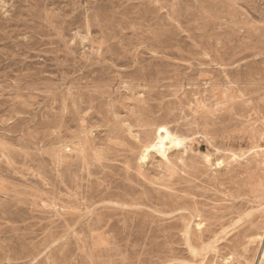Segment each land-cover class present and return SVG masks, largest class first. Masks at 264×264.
<instances>
[{
  "label": "rangeland",
  "instance_id": "obj_1",
  "mask_svg": "<svg viewBox=\"0 0 264 264\" xmlns=\"http://www.w3.org/2000/svg\"><path fill=\"white\" fill-rule=\"evenodd\" d=\"M212 1L0 0V193H2L0 194V264H49L48 262L50 264L57 262V264H82V262L83 264H99V261L100 264H134L135 260L137 261H135V264H224V260L228 259L229 255L233 259L230 264H233L232 262L234 264H264V160H262V157H264V0H261V2L260 0H240V2L238 0ZM230 2L233 6L229 5ZM211 5H215L217 8ZM26 6L29 10L25 8ZM228 8L231 9L229 10ZM57 10H59V14ZM65 12H68L69 15L68 13L65 15ZM97 17L98 21L100 20V25ZM227 18L230 19L228 20ZM208 20L211 22L209 21L208 23ZM225 22L226 24H224ZM12 24L14 27H12ZM97 27H100V29ZM71 33L74 35L71 36ZM24 35H26L25 38ZM27 37L29 38L27 39ZM225 52L227 54H224ZM92 54H94L93 57H91ZM121 54L124 57L120 56ZM125 57L128 59H125ZM75 61L78 66H76ZM44 76L47 77L45 78ZM139 80L140 82L138 83ZM262 80L263 82H261ZM46 81L51 82L47 83ZM143 82L147 83L148 86ZM29 83L31 84L30 87ZM92 87L95 91L92 90ZM82 89L85 90L83 91ZM86 90L87 93L85 92ZM75 92L78 93L76 94ZM19 93L20 95H18ZM22 94L23 96H21ZM107 96L109 97L107 98ZM71 98L75 100L73 101ZM249 98H252V100ZM246 100L250 101L246 102ZM72 102L73 105L71 104ZM11 108L14 110H11ZM65 108L69 109L66 111L64 110ZM52 113L54 114L52 115ZM116 116L118 117L116 118ZM179 119L181 120L179 121ZM187 119H189L190 122H188L190 124ZM259 120L262 121L260 122ZM100 124L101 127L99 126ZM160 124L165 125L171 133H176V136L184 139L188 150L184 152L180 148L181 150L179 149L178 151L175 149L169 151V155L174 162L169 167L161 165L160 157L152 152L142 165L139 162L141 149L153 139L155 128ZM89 125H92V127ZM195 125H197L198 129L195 128ZM83 127L86 128L84 129ZM131 128L133 131H131ZM71 132L73 136L70 134ZM89 135L92 136L90 137ZM74 137L76 140H73ZM37 138H40V140ZM23 140H25L26 144ZM131 142H135V145ZM34 145L39 146L36 147ZM69 145L77 149H79V146L84 147V150L82 153L73 152L70 150L72 147L70 148ZM58 146L59 148H56ZM106 146L109 148H106ZM91 147L95 149L93 150ZM100 147L102 149H98ZM64 149L66 150L64 151ZM48 150H51V152L48 153ZM215 151L216 153H214ZM97 154H99L98 157ZM203 154L211 155L210 164L207 165L205 163ZM55 157H58V159ZM113 158L116 160L114 161ZM178 158H181V160L179 159L178 161ZM195 158L198 159L195 160ZM62 160H64L63 163ZM109 161L114 164L111 163V165ZM215 162L220 164L216 165ZM247 162L248 164H246ZM8 166L11 167L9 168ZM112 167L113 170L111 169ZM144 172L148 174L145 175ZM71 182L72 184H70ZM133 187L136 188L134 189ZM115 190L117 193H115ZM102 192L105 194L103 195ZM112 193L114 194L112 195ZM121 193L123 194L121 195ZM141 194L142 196H140ZM129 199H132L133 202H130ZM82 203L86 204L83 206ZM76 204L81 205V207ZM127 204L130 205L127 206ZM161 204L163 205L161 206ZM143 212L145 215H143ZM121 214L123 215L120 216ZM70 217L72 218L70 219ZM92 217L98 221H94ZM87 219L90 220L88 221ZM182 219H184L183 222ZM92 221L95 223L90 224ZM149 222L152 224H148ZM86 223H89L90 227ZM253 223L255 224L253 225ZM196 224H200L199 229L195 227ZM138 225L140 228H138ZM187 226L190 232L187 230ZM163 231L165 232L163 233ZM248 235L249 237H247ZM45 238H48V240ZM249 238L256 241L251 244L248 242ZM186 240L189 243L185 242ZM88 243L89 245H87ZM205 244H211L213 248H216L214 250L200 251L201 245L205 246ZM245 245L246 247H244ZM255 245L259 247L257 248ZM72 248L75 249L72 250ZM188 248H193L192 250L196 253L192 252V250L188 251ZM233 248H236L234 249L235 251ZM89 252L90 254H88ZM259 252H261L260 255L263 254L262 258H260ZM251 253H255L253 257ZM193 255L195 256L193 257ZM62 261L63 263H61Z\"/></svg>",
  "mask_w": 264,
  "mask_h": 264
},
{
  "label": "bare ground",
  "instance_id": "obj_2",
  "mask_svg": "<svg viewBox=\"0 0 264 264\" xmlns=\"http://www.w3.org/2000/svg\"><path fill=\"white\" fill-rule=\"evenodd\" d=\"M28 1H29V0H28ZM76 1H77V0H76ZM79 1H80V0H79ZM154 1H155V0H154ZM213 1H214V0H213ZM213 1H212V2H213ZM215 1H216V0H215ZM228 1H229V0H228ZM228 1H227V2H228ZM243 1H244V0H243ZM257 1H258V0H257ZM55 2H57V1H55ZM61 2H62V1H61ZM68 2H69V1H68ZM68 2H67V3H68ZM238 2H240V0H238ZM241 2H242V1H241ZM246 2H247V1H246ZM250 2H251V1H250ZM252 2H253V1H252ZM260 2H261V0H260ZM9 3H10V2H9ZM24 3H26V2H24ZM38 3H39V2H38ZM51 3H52V2H51ZM58 3H60V2H58ZM67 3H66V4H67ZM82 3H83V2H82ZM175 3H176V2H175ZM215 3H216V2H215ZM222 3H223V2H222ZM244 3H245V2H244ZM253 3H255V2H253ZM11 4H12V2H11ZM46 4H47V3H46ZM54 4H55V3H54ZM61 4H62V3H61ZM88 4H90V3H88ZM91 4H92V3H91ZM176 4H177V3H176ZM225 4H226V3H225ZM4 5H5V4H4ZM9 5H10V4H9ZM9 5H8V6H9ZM33 5H34V3H33ZM39 5H41V4H39ZM67 5H68V4H67ZM73 5H74V4H73ZM174 5H175V4H174ZM229 5H231V2L229 3ZM229 5H228V7H229ZM236 5H237V4H236ZM251 5H252V4H251ZM253 5H254V4H253ZM5 6H6V5H5ZM48 6H49V5H48ZM60 6H61V5H60ZM64 6H66V5H64ZM179 6H180V5H179ZM198 6H199V5H198ZM211 6H215V5H211ZM217 6H218V5H217ZM221 6H223V5H221ZM231 6H233V5H231ZM259 6H261V5H259ZM46 7H47V6H46ZM55 7H56V5H55ZM83 7H84V6H83ZM95 7H96V6H95ZM181 7H182V6H181ZM215 7H216V6H215ZM218 7H219V6H218ZM250 7H252V6H250ZM254 7H255V5H254ZM254 7H253V8H254ZM9 8H10V7H9ZM25 8H27V6H26ZM29 8H30V7H29ZM31 8H32V7H31ZM51 8H52V6H51ZM68 8H69V7H68ZM179 8H180V7H179ZM216 8H217V7H216ZM231 8H232V7H231ZM231 8H230V9H231ZM253 8H252V9H253ZM261 8H262V7H261ZM27 9H28V8H27ZM34 9H35V8H34ZM37 9H38V8H37ZM40 9H41V8H40ZM60 9H61V8H60ZM181 9H182V8H181ZM198 9H199V7H198ZM198 9H197V10H198ZM200 9H201V8H200ZM228 9H229V8H228ZM230 9H229V10H230ZM7 10H8V9H7ZM28 10H29V9H28ZM208 10H209V9H208ZM223 10H224V8H223ZM232 10H233V8H232ZM250 10H251V9H250ZM253 10H254V9H253ZM0 11H1V10H0ZM4 11H5V10H4ZM4 11H3V12H4ZM52 11H53V10H52ZM58 11H59V10H57V13H58ZM190 11H191V10H190ZM194 11H195V10H194ZM199 11H200V10H199ZM218 11H219V10H218ZM28 12H29V11H28ZM36 12H37V11H36ZM46 12H47V11H46ZM48 12H49V11H48ZM61 12H62V11H61ZM99 12H100V11H99ZM229 12H230V11H229ZM229 12H228V13H229ZM233 12H234V11H233ZM233 12H232V13H233ZM252 12H253V11H252ZM4 13H5V12H4ZM49 13H50V12H49ZM62 13H63V12H62ZM65 13H66V12H65ZM67 13H68V12H67ZM67 13H66L65 15H67ZM89 13H90V12H89ZM93 13H94V12H93ZM97 13H98V12H97ZM172 13H173V12H172ZM197 13H199V12H197ZM209 13H210V11H209ZM219 13H220V12H219ZM51 14H52V13H51ZM58 14H59V13H58ZM83 14H84V13H83ZM86 14H87V13H86ZM95 14H96V13H95ZM100 14H101V13H100ZM215 14H216V13H215ZM215 14H213V15H215ZM221 14H222V13H221ZM223 14H224V12H223ZM243 14H244V13H243ZM246 14H247V13H246ZM263 14H264V13H263ZM6 15H7V14H6ZM33 15H35V14H33ZM68 15H69V13H68ZM96 15H97V14H96ZM98 15H99V14H98ZM102 15H103V14H102ZM204 15H205V14H204ZM211 15H212V14H211ZM231 15H232V14H231ZM235 15H236V14H235ZM238 15H239V14H238ZM258 15H259V14H258ZM260 15H261V14H260ZM15 16H16V14H15ZM30 16H31V15H30ZM58 16H59V15H58ZM61 16H62V15H61ZM99 16H100V15H99ZM103 16H104V15H103ZM219 16H220V15H219ZM236 16H237V15H236ZM239 16H240V15H239ZM251 16H252V15H251ZM255 16H257V15H255ZM13 17H14V16H13ZM13 17H12V18H13ZM86 17H87V16H86ZM95 17H96V16H95ZM104 17H105V16H104ZM106 17H107V16H106ZM213 17H214V16H213ZM216 17H217V16H216ZM226 17H227V16H226ZM228 17H229V16H228ZM232 17H233V15H232ZM259 17H260V16H259ZM46 18H47V17H46ZM49 18H51V17H49ZM49 18H48V19H49ZM52 18H53V17H52ZM68 18H69V17H68ZM76 18H77V17H76ZM90 18H91V17H90ZM236 18H237V17H236ZM243 18H244V17H243ZM243 18H242V19H243ZM6 19H7V18H6ZM23 19H24V18H23ZM71 19H72V18H71ZM108 19H109V18H108ZM173 19H174V18H173ZM208 19H209V18H208ZM224 19H225V18H224ZM224 19H223V20H224ZM227 19H228V18H227ZM227 19H226V20H227ZM229 19H230V18H229ZM229 19H228V20H229ZM244 19H245V18H244ZM256 19H257V18H256ZM256 19H254V20H256ZM3 20H4V19H3ZM29 20H30V19H29ZM35 20H36V19H35ZM50 20H52V19H50ZM74 20H75V19H74ZM86 20H88V19H86ZM176 20H177V19H176ZM232 20H233V19H232ZM232 20H231V21H232ZM245 20H246V19H245ZM251 20H252V19H251ZM261 20H263V19H261ZM8 21H9V19H8ZM20 21H21V19H20ZM24 21H25V20H24ZM30 21H31V20H30ZM65 21H66V20H65ZM68 21H69V20H68ZM97 21H98V17H97ZM172 21H173V20H172ZM209 21H210V20H208V23H209ZM224 21H225V20H224ZM242 21H243V20H242ZM242 21H241V22H242ZM3 22H4V21H3ZM66 22H67V21H66ZM98 22H99V25H100V24H101V23H100V20H99ZM210 22H211V21H210ZM236 22H238V21H236ZM246 22H248V21L246 20ZM256 22H257V21H256ZM17 23H18V22H17ZM27 23H28V22H27ZM40 23H41V22H40ZM47 23H48V22H47ZM49 23H50V22H49ZM74 23H75V22H74ZM74 23H73V25H74ZM85 23H86V21H85ZM104 23H105V22H104ZM104 23H103V24H104ZM107 23H108V22H107ZM215 23H216V22H215ZM222 23H223V21H222ZM227 23H228V22H227ZM249 23H250V22H249ZM257 23H258V22H257ZM21 24H22V23H21ZM23 24H24V22H23ZM28 24H29V23H28ZM63 24H64V23H63ZM82 24H83V23H82ZM97 24H98V23H97ZM224 24H226V22H225ZM3 25H4V24H3ZM5 25H7V24H5ZM30 25H31V24H30ZM71 25H72V24H71ZM99 25H98V26H99ZM22 26H23V25H22ZM61 26H62V25H61ZM66 26H67V25H66ZM105 26H106V25H105ZM109 26H110V23H109ZM131 26H132V25H131ZM258 26H259V25H258ZM1 27H2V26H1ZM6 27H7V26H6ZM12 27H14L13 24H12ZM23 27H24V26H23ZM23 27H21V28H23ZM25 27H26V26H25ZM67 27H68V26H67ZM69 27H70V26H69ZM86 27H87V26H86ZM218 27H219V26H218ZM226 27H227V26H226ZM237 27H238V26H237ZM262 27H263V26H262ZM3 28H4V27H3ZM3 28H2V29H3ZM16 28H17V27H16ZM35 28H36V26H35ZM97 28L100 29V27H97ZM210 28H211V27H210ZM214 28H215V27H214ZM221 28H222V27H221ZM8 29H9V28H8ZM18 29H19V28H18ZM29 29H30V27H29ZM39 29H40V28H39ZM58 29H59V28H58ZM102 29H103V27H102ZM107 29H108V28H107ZM227 29H228V28H227ZM234 29H235V28H234ZM247 29H248V28H247ZM4 30H5V29H4ZM4 30H3V31H4ZM16 30H17V29H16ZM23 30H24V29H23ZM42 30H43V29H42ZM71 30H72V29H71ZM206 30H207V29H206ZM206 30H205V31H206ZM224 30H226V28H224ZM230 30H231V29H230ZM18 31H19V30H18ZM26 31H27V29H26ZM46 31H47V30H46ZM104 31H105V30H104ZM254 31H255V30H254ZM68 32H69V31H68ZM88 32H89V31H88ZM101 32H102V31H101ZM111 32H112V31H111ZM219 32H220V30H219ZM226 32H227V31H226ZM229 32H230V31H229ZM242 32H243V31H242ZM256 32H257V29H256ZM63 33H64V30H63ZM112 33H113V32H112ZM168 33H169V32H168ZM208 33H209V32H208ZM212 33H213V32H212ZM238 33H239V32H238ZM247 33H248V32H247ZM254 33H255V32H254ZM35 34H37V33H35ZM60 34H61V32H60ZM71 34H72V33H71ZM71 34H70V35H71ZM86 34H87V33H86ZM88 34H89V33H88ZM163 34H164V33H163ZM201 34H202V32H201ZM206 34H207V32H206ZM221 34H222V32H221ZM236 34H237V33H236ZM242 34H243V33H242ZM70 35H69V36H70ZM73 35H74V34H72L71 36H73ZM76 35H77V34H76ZM78 35H79V34H78ZM167 35H168V34H167ZM219 35H220V34H219ZM226 35H227V34H226ZM238 35H239V34H238ZM261 35H262V34H261ZM33 36H35V35H33ZM37 36H38V35H37ZM109 36H110V35H109ZM111 36H112V35H111ZM162 36H163V35H162ZM165 36H166V35H165ZM201 36H202V35H201ZM205 36H206V35H205ZM220 36H221V35H220ZM242 36H243V35H242ZM248 36H249V35H248ZM253 36H254V35H253ZM263 36H264V34H263ZM25 37H26V35H24V38H25ZM58 37H59V36H58ZM103 37H105V36H103ZM106 37H107V36H106ZM106 37H105V38H106ZM120 37H121V36H120ZM178 37H179V36H178ZM217 37H218V36H217ZM255 37H256V36H255ZM28 38H29V37H27V39H28ZM40 38H41V37H40ZM42 38H43V37H42ZM70 38H71V37H70ZM114 38H115V37H114ZM172 38H173V37H172ZM200 38H201V37H200ZM204 38H205V37H204ZM239 38H240V37H239ZM243 38H244V37H243ZM261 38H262V36H261ZM65 39H66V37H65ZM71 39H72V38H71ZM83 39H84V38H83ZM83 39H82V40H83ZM110 39H111V37H110ZM117 39H118V38H117ZM207 39H208V38H207ZM225 39H226V38H225ZM37 40H38V39H37ZM61 40H62V39H61ZM63 40H64V38H63ZM248 40H249V39H248ZM30 41H31V40H30ZM33 41H34V40H33ZM35 41H36V40H35ZM39 41H40V40H39ZM71 41H73V40H71ZM71 41H70V43H71ZM120 41H121V40H120ZM208 41H209V40H208ZM218 41H219V40H218ZM245 41H246V40H245ZM259 41H260V38H259ZM259 41H258V42H259ZM45 42H46V41H45ZM52 42H53V41H52ZM68 42H69V41H68ZM81 42H82V41H81ZM122 42H123V41H122ZM170 42H171V41H170ZM34 43H35V42H34ZM47 43H48V40H47ZM86 43H87V42H86ZM92 43H94V42H92ZM174 43H175V42H174ZM212 43H213V42H212ZM21 44H22V42H21ZM21 44H20V45H21ZM40 44H41V43H40ZM76 44H77V43H76ZM178 44H179V42H178ZM215 44H216V43H215ZM228 44H229V43H228ZM247 44H249V43H247ZM45 45H46V44H45ZM108 45H109V43H108ZM112 45H113V44H112ZM125 45H126V44H125ZM209 45H210V44H209ZM225 45H226V43H225ZM250 45H251V44H250ZM257 45H258V44H257ZM17 46H19V45H17ZM38 46H39V45H38ZM67 46H68V44H67ZM197 46H198V45H197ZM202 46H204V45H202ZM216 46H217V45H216ZM252 46H253V45H252ZM56 47H57V46H56ZM104 47H105V46H104ZM108 47H110V46H108ZM113 47H114V46H113ZM117 47H118V46H117ZM126 47H127V45H126ZM205 47H206V46H205ZM219 47H220V46H219ZM261 47H262V46H261ZM35 48H36V47H35ZM62 48H63V47H62ZM64 48H65V47H64ZM84 48H85V47H84ZM98 48H99V47H98ZM193 48H194V46H193ZM202 48H203V47H202ZM223 48H224V47H223ZM227 48H228V47H227ZM233 48H234V47H233ZM249 48H250V47H249ZM44 49H46V48H44ZM71 49H72V48H71ZM74 49H75V48H74ZM117 49H118V48H117ZM213 49H214V48H213ZM231 49H232V48H231ZM261 49H262V48H261ZM72 50H73V49H72ZM90 50H91V49H90ZM108 50H109V49H108ZM203 50H204V48H203ZM220 50H221V48H220ZM257 50H258V49H257ZM259 50H260V49H259ZM27 51H28V50H27ZM55 51H58V50H55ZM68 51H69V50H68ZM75 51H76V50H75ZM115 51H116V50H115ZM115 51H114V52H115ZM125 51H126V49H125ZM217 51H218V50H217ZM94 52H95V51H94ZM108 52H109V51H108ZM119 52H120V51H119ZM204 52H206V51H204ZM207 52H208V51H207ZM233 52H235V51H233ZM236 52H237V51H236ZM263 52H264V51H263ZM99 53H100V52H99ZM116 53H117V51H116ZM121 53H122V52H121ZM218 53H219V52H218ZM220 53H221V52H220ZM80 54H81V53H80ZM87 54H88V53H87ZM90 54H91V53H90ZM96 54H97V53H96ZM108 54H109V53H108ZM112 54H113V53H112ZM180 54H181V53H180ZM198 54H199V53H198ZM198 54H197V55H198ZM203 54H205V53H203ZM215 54L217 55L216 52H215ZM224 54H227V52H225ZM228 54H230V53H228ZM100 55H101V54H100ZM116 55H117V54H116ZM116 55H115V56H116ZM199 55H200V54H199ZM201 55H202V54H201ZM207 55H208V54H207ZM74 56H75V55H74ZM89 56H90V55H89ZM93 56H94V54H92L91 57H93ZM112 56H114V55H112ZM115 56H114V57H115ZM118 56H119V55H118ZM120 56H122V54H121ZM204 56H205V55H204ZM208 56H209V55H208ZM220 56H221V55H220ZM232 56H233V55H232ZM53 57H54V56H53ZM101 57H102V56H101ZM110 57H111V56H110ZM122 57H124V56H122ZM213 57H214V56H213ZM104 58H105V57H104ZM230 58H231V57H230ZM68 59H70V58H68ZM68 59H67V60H68ZM97 59H98V58H97ZM99 59H100V58H99ZM125 59H128V58L125 57ZM225 59H226V58H225ZM87 60H88V59H87ZM135 60H136V59H135ZM226 60H227V59H226ZM211 61H212V60H211ZM41 62H42V61H41ZM59 62H60V61H59ZM81 62H82V61H81ZM83 62H84V61H83ZM85 62H86V61H85ZM88 62H89V61H88ZM98 62H99V61H98ZM135 62H136V61H135ZM213 62H214V61H213ZM55 63H56V62H55ZM94 63H95V62H94ZM96 63H97V62H96ZM35 64H36V63H35ZM37 64H38V62H37ZM75 64H76V61H75ZM86 64H87V63H86ZM86 64H85V65H86ZM90 64H91V63H90ZM50 66H51V65H50ZM68 66H69V65H68ZM76 66H78V64H76ZM86 66H87V65H86ZM86 66H84V67H86ZM140 66H141V65H140ZM39 67H40V66H39ZM45 67H46V66H45ZM71 67H72V66H71ZM126 67H127V66H126ZM142 67H143V66H142ZM40 68H42V67H40ZM43 68H44V67H43ZM73 68H75V67H73ZM76 69H77V68H76ZM139 69H140V68H139ZM37 70H38V69H37ZM39 70H40V69H39ZM64 70H65V69H64ZM140 70H141V69H140ZM142 71H144V70H142ZM175 71H176V70H175ZM52 72H53V71H52ZM80 72H81V71H80ZM142 73H143V72H142ZM31 74H32V73H31ZM33 74H34V73H33ZM137 74H139V73L137 72ZM143 74H144V73H143ZM78 75H79V74H78ZM99 75H100V74H99ZM148 75H149V74H148ZM155 75H156V74H155ZM158 75H159V74H158ZM161 75H162V74H161ZM23 76H24V74H23ZM36 76H37V75H36ZM80 76H81V75H80ZM135 76H136V75H135ZM173 76H174V75H173ZM179 76H180V75H179ZM179 76H178V77H179ZM21 77H22V76H21ZM42 77H43V76H42ZM44 77H45V76H44ZM46 77H47V76H46ZM46 77H45V78H46ZM77 77H78V76H77ZM97 77H98V75H97ZM145 77H146V76H145ZM157 77H158V76H157ZM22 78H23V77H22ZM26 78H27V77H26ZM28 78H29V77H28ZM52 78H53V77H52ZM71 78H72V77H71ZM84 78H85V77H84ZM84 78H83V79H84ZM120 78H121V77H120ZM126 78H127V77H126ZM131 78H132V77H131ZM137 78H138V77H137ZM141 78H142V76H141ZM155 78H156V77H155ZM227 78H228V77H227ZM255 78H257V77H255ZM20 79H21V78H20ZM35 79H36V78H35ZM38 79H39V78H38ZM38 79H37V80H38ZM102 79H104V78H102ZM25 80H26V79H25ZM64 80H65V79H64ZM68 80H69V79H68ZM78 80H79V79H78ZM85 80H86V79H85ZM85 80H84V81H85ZM131 80H132V79H131ZM141 80H142V79H141ZM174 80H175V78H174ZM17 81H18V80H17ZM31 81H32V80H31ZM47 81H48V80H47ZM47 81H46V82H47ZM99 81H100V80H99ZM155 81H156V80H155ZM155 81H154V82H155ZM177 81H178V80H177ZM227 81H228V80H227ZM230 81H232V80H230ZM259 81H260V80H259ZM22 82H23V80H22ZM39 82H43V81H39ZM49 82H51V81H49ZM49 82H47V83H49ZM56 82H57V81H56ZM56 82H55V83H56ZM62 82H63V81H62ZM78 82H79V81H78ZM86 82H88V81H86ZM139 82H140V80L138 81V83H139ZM256 82H257V80H256ZM261 82H263V80H262ZM18 83H19V82H18ZM35 83H37V82L35 81ZM44 83H45V82H44ZM72 83H73V82H72ZM72 83H71V84H72ZM90 83H91V82H90ZM95 83H96V82H95ZM110 83H111V82H110ZM131 83H132V82H131ZM131 83H130V84H131ZM143 83H144V82H143ZM160 83H161V82H160ZM232 83H233V81H232ZM237 83H238V82H237ZM23 84H24V83H23ZM45 84H46V83H45ZM50 84H51V83H50ZM62 84H63V83H62ZM69 84H70V83H69ZM84 84H85V83H84ZM84 84H83V85H84ZM91 84H92V83H91ZM98 84H99V83H98ZM135 84H136V83H135ZM144 84H146V86H148L147 83H144ZM157 84H158V82H157ZM228 84H229V83H228ZM254 84H255V83H254ZM30 85H31V84L29 83V87H30ZM46 85H47V84H46ZM73 85H74V84H73ZM85 85H86V84H85ZM85 85H84V86H85ZM96 85H97V84H96ZM111 85H112V83H111ZM149 85H151V84H149ZM158 85H159V84H158ZM230 85H231V82H230ZM255 85H257V84H255ZM25 86H27V85H25ZM39 86H40V85H39ZM43 86H44V85H43ZM61 86H63V85H61ZM76 86H77V85H76ZM76 86H75V87H76ZM93 86H95V85H93ZM99 86H100V85H99ZM105 86H106V84H105ZM136 86H137V85H136ZM142 86H143V85H142ZM152 86H153V85H152ZM155 86H156V85H155ZM8 87H9V86H8ZM35 87H36V86H35ZM51 87H52V86H51ZM78 87H79V85H78ZM116 87H117V86H116ZM118 87H119V85H118ZM123 87H124V86H123ZM134 87H135V86H134ZM144 87H145V86H144ZM17 88H18V87H17ZM20 88H21V87H20ZM73 88H74V87H73ZM84 88H85V87H84ZM108 88H109V87H108ZM128 88H129V87H128ZM128 88H127V89H128ZM130 88H131V87H130ZM162 88H163V87H162ZM15 89H16V87H15ZM35 89H36V88H35ZM45 89H46V87H45ZM54 89H55V88H54ZM64 89H65V88H64ZM69 89H70V87H69ZM80 89H81V88H80ZM100 89H101V88H100ZM106 89H107V88H106ZM112 89H113V88H112ZM144 89H145V88H144ZM144 89H143V90H144ZM159 89H160V88H159ZM9 90H10V89H9ZM18 90H19V88H18ZM73 90H74V89H73ZM82 90H83V89H82ZM82 90H81V91H82ZM84 90H85V89H84ZM84 90H83V91H84ZM87 90H89V89H87ZM87 90L85 91L86 93H87ZM92 90H94L93 87H92ZM140 90H141V89H140ZM152 90H153V89H152ZM5 91H6V90H5ZM70 91H71V90H70ZM76 91H77V90H76ZM94 91H95V90H94ZM16 92H17V91H16ZM18 92H19V91H18ZM41 92H42V91H41ZM47 92H48V91H47ZM97 92H98V91H97ZM115 92H116V91H115ZM132 92H134V91L132 90ZM136 92H137V90H136ZM148 92H149V91H148ZM157 92H158V91H157ZM239 92H240V91H239ZM14 93H15V92H14ZM68 93H69V92H68ZM75 93H76V92H75ZM77 93H78V92H77ZM77 93H76V94H77ZM101 93H102V91H101ZM110 93H111V92H110ZM123 93H124V91H123ZM151 93H152V92H151ZM41 94H42V93H41ZM43 94H44V93H43ZM61 94H62V93H61ZM61 94H59V95H61ZM79 94H80V93H79ZM95 94H96V93H95ZM106 94H107V93H106ZM116 94H117V92H116ZM124 94H125V93H124ZM126 94H127V93H126ZM130 94H131V93H130ZM148 94H150V93H148ZM14 95H15V94H14ZM18 95H20V93H19ZM80 95H81V94H80ZM91 95H92V94H91ZM108 95H109V94H108ZM110 95H111V94H110ZM114 95H115V94H114ZM21 96H23V94H22ZM101 96H102V95H101ZM116 96H117V95H116ZM119 96H120V95H119ZM131 96H132V95H131ZM146 96H147V95H146ZM36 97H37V96H36ZM41 97H42V96H41ZM44 97H45V96H44ZM52 97H53V96H52ZM90 97H91V96H90ZM108 97H109V96H107V98H108ZM163 97H164V96H163ZM237 97H238V96H237ZM69 98H70V97H69ZM92 98H93V96H92ZM129 98H130V97H129ZM131 98H132V97H131ZM134 98H135V97H134ZM238 98H239V97H238ZM17 99H18V98H17ZM49 99H51V98H49ZM71 99L73 100V98H71ZM82 99H83V98H82ZM82 99H81V100H82ZM94 99H95V98H94ZM101 99H102V98H101ZM112 99H113V98H112ZM179 99H180V98H179ZM179 99H178V100H179ZM239 99H240V98H239ZM249 99L252 100V98H249ZM34 100H35V99H34ZM53 100H55V99H53ZM57 100H58V99H57ZM72 100H71V101H72ZM74 100H75V99H74ZM74 100H73V101H74ZM89 100H90V98H89ZM91 100H92V99H91ZM117 100H118V99H117ZM152 100H154V99H152ZM244 100H245V99H244ZM16 101H17V100H16ZM20 101H21V99H20ZM32 101H33V100H32ZM51 101H52V100H51ZM67 101H69V100H67ZM71 101H70V102H71ZM96 101H97V100H96ZM101 101H102V100H101ZM103 101H104V100H103ZM110 101H111V100H110ZM124 101H126V100H124ZM137 101H138V100H137ZM150 101H151V99H150ZM172 101H173V100H172ZM237 101H238V100H237ZM248 101H250V100H248ZM248 101L246 100V102H248ZM56 102H57V101H56ZM70 102H69V103H70ZM91 102H92V101H91ZM99 102H100V101H99ZM139 102H140V101H139ZM142 102H143V101H142ZM157 102H158V101H157ZM157 102H156V103H157ZM159 102H160V101H159ZM165 102H166V101H165ZM20 103H21V102H20ZM23 103H24V101H23ZM63 103H64V102H63ZM63 103H62V104H63ZM67 103H68V102H67ZM89 103H90V102H89ZM252 103H253V102H252ZM15 104H16V103H15ZM53 104H54V103H53ZM55 104H56V103H55ZM71 104L73 105V102H72ZM78 104H79V103H78ZM116 104H117V102H116ZM123 104H124V102H123ZM125 104H126V103H125ZM128 104H130V103H128ZM135 104H136V103H135ZM139 104H140V103H139ZM154 104H155V103H154ZM160 104H161V103H160ZM160 104H159V105H160ZM50 105H51V104H50ZM100 105H101V104H100ZM103 105H104V104H103ZM159 105H158V106H159ZM177 105H178V104H177ZM249 105H250V104H249ZM13 106H15V105H13ZM31 106H32V105H31ZM54 106H55V105H54ZM54 106H53V107H54ZM82 106H83V105H82ZM113 106H114V105H113ZM121 106H123V105H121ZM149 106H150V105H149ZM164 106H165V105H164ZM169 106H170V105H169ZM169 106H168V107H169ZM247 106H248V105H247ZM61 107H62V106H61ZM64 107H66V106L64 105ZM79 107H80V106H79ZM88 107H89V106H88ZM91 107H92V106H91ZM91 107H90V108H91ZM111 107H112V106H111ZM125 107H126V106H125ZM139 107H140V106H139ZM165 107H166V106H165ZM173 107H176V106H173ZM243 107H245V106H243ZM12 108H14V107H12ZM12 108H11V110H14V109H12ZM75 108H76V107H75ZM93 108H94V107H93ZM131 108H132V107H131ZM140 108H142V107H140ZM140 108H138V109H140ZM161 108H162V107H161ZM166 108H167V107H166ZM177 108H178V107H177ZM207 108H208V107H207ZM263 108H264V107H263ZM25 109H26V108H25ZM51 109H52V108H51ZM67 109H69V108H67ZM67 109L65 108L64 110L67 111ZM94 109H95V108H94ZM94 109H93V110H94ZM98 109H99V108H98ZM132 109H133V108H132ZM151 109H152V108H151ZM173 109H174V108H173ZM27 110H29V109L27 108ZM62 110H63V109H62ZM71 110H72V109H71ZM112 110H113V109H112ZM114 110H115V109H114ZM127 110H128V109H127ZM140 110H141V109H140ZM163 110H164V109H163ZM251 110H252V108H251ZM258 110H259V109H258ZM52 111H53V110H52ZM52 111H51V112H52ZM94 111H95V110H94ZM107 111H108V110H107ZM107 111H106V112H107ZM152 111H153V110H152ZM166 111H167V110H166ZM169 111H170V109H169ZM259 111H261V110H259ZM259 111H258V112H259ZM11 112H12V111H11ZM15 112H16V111H15ZM48 112H49V110H48ZM64 112H65V111H64ZM98 112H99V111H98ZM117 112H118V111H117ZM164 112H165V111H164ZM174 112H175V111H174ZM212 112H213V111H212ZM230 112H231V111H230ZM20 113H21V112H20ZM54 113H55V112H54ZM54 113H52V115H53ZM65 113H66V112H65ZM78 113H79V112H78ZM104 113H105V112H104ZM118 113H119V112H118ZM122 113H123V112H122ZM152 113H153V112H152ZM159 113H160V112H159ZM254 113H255V112H254ZM260 113H261V112H260ZM17 114H19V113H17ZM17 114H16V115H17ZM67 114H68V113H67ZM76 114H77V113H76ZM107 114H108V113H107ZM128 114H129V113H128ZM134 114H135V113H134ZM138 114H139V113H138ZM145 114H146V113H145ZM161 114H162V113H161ZM161 114H160V115H161ZM184 114H185V113H184ZM230 114H231V113H230ZM230 114H229V115H230ZM247 114H248V113H247ZM258 114H259V113H258ZM13 115H14V114H13ZM55 115H56V114H55ZM64 115H66V114H64ZM111 115H112V114H111ZM154 115H155V114H154ZM167 115H168V114H167ZM229 115H228V116H229ZM243 115H244V114H243ZM245 115H246V114H245ZM45 116H46V115H45ZM49 116H51V115H49ZM49 116H48V117H49ZM57 116H58V115H57ZM80 116H81V115H80ZM91 116H93V115H91ZM99 116H100V112H99ZM120 116H121V115H120ZM130 116H131V115H130ZM207 116H208V115H207ZM251 116H252V115H251ZM251 116H250V117H251ZM16 117H17V116H16ZM54 117H55V116H54ZM62 117H63V116H62ZM68 117H69V116H68ZM70 117H71V116H70ZM113 117H114V116H113ZM117 117H118V116H116V118H117ZM145 117H147V116L145 115ZM150 117H151V116H150ZM181 117H182V116H181ZM188 117H189V116H188ZM188 117H187V118H188ZM220 117H221V116H220ZM10 118H11V117H10ZM41 118H42V117H41ZM55 118H56V117H55ZM101 118H102V117H101ZM107 118H108V117H107ZM107 118H106V119H107ZM116 118H115V119H116ZM205 118H206V117H205ZM253 118H254V117H253ZM253 118H252V119H253ZM262 118H263V117H262ZM11 119H13V118H11ZM11 119H10V120H11ZM60 119H61V118H60ZM60 119H59V120H60ZM64 119H65V118H64ZM79 119H80V118H79ZM102 119H104V118H102ZM115 119H114V120H115ZM128 119H129V118H128ZM130 119H131V118H130ZM146 119H148V118H146ZM153 119H154V118H153ZM183 119H184V118H183ZM208 119H209V118H208ZM228 119H229V118H228ZM230 119H231V118H230ZM46 120H47V119H46ZM80 120H81V119H80ZM86 120H87V119H86ZM88 120H89V117H88ZM108 120H109V118H108ZM116 120H117V119H116ZM151 120H152V119H151ZM160 120H161V119H160ZM180 120H181V119H179V121H180ZM184 120H185V119H184ZM196 120H197V118H196ZM216 120H217V119H216ZM244 120H245V119H244ZM27 121H28V120H27ZM43 121H45V120H43ZM55 121H56V120H55ZM57 121H58V120H57ZM66 121H67V120H66ZM72 121H73V120H72ZM119 121H120V120H119ZM126 121H127V119H126ZM155 121H156V119H155ZM167 121H168V120H167ZM167 121H166V122H167ZM173 121H174V120H173ZM188 121H189V119H187V122H188ZM194 121H195V120H194ZM194 121H193V122H194ZM220 121H221V120H220ZM250 121H251V120H250ZM259 121H260V120H259ZM261 121H262V120H261ZM261 121H260V122H261ZM24 122H25V121H24ZM39 122H40V120H39ZM106 122H108V121L106 120ZM156 122H157V121H156ZM163 122H164V121H163ZM187 122H185V123H187ZM189 122H190V121H189ZM189 122H188V123H189ZM198 122H199V121H198ZM216 122H217V121H216ZM229 122H230V121H229ZM18 123H19V122H18ZM21 123H22V122H21ZM42 123H43V122H42ZM42 123H41V124H42ZM44 123H45V122H44ZM51 123H52V121H51ZM60 123H61V122H60ZM63 123H64V122H63ZM69 123H71V122H69ZM73 123H74V122H73ZM90 123H91V122H90ZM110 123H111V122H110ZM115 123H116V122H115ZM128 123H129V122H128ZM133 123H134V122H133ZM144 123H145V122H144ZM191 123H192V122H191ZM210 123H211V122H210ZM19 124H20V123H19ZM49 124H50V123H49ZM79 124H80V123H79ZM101 124H102V123H101ZM101 124L99 125L100 127H101ZM107 124H108V123H107ZM139 124H140V123H139ZM139 124H138V125H139ZM141 124H142V123H141ZM154 124H155V122H154ZM163 124H164V123H163ZM163 124H160V125H158V126L155 128V133H154V137H153V139H152L147 145H145V146L143 147V149H141L142 151L140 150L141 153H140V155H139V162H140L141 164L144 163L145 160L148 159V156L151 155L150 153L152 152V153H154V155L156 154L157 156L160 157V164H161V165L166 166V167H169V166L172 165V163H174V162L172 161V158H171L170 155H169V151H171L172 149H175V150L178 151L180 148H182L184 152H186V150H188V149H186V146H187V145H186L185 140L182 139V138H180V137H178V136H176V135H175L176 133H175V134L171 133L170 130H169L165 125H163ZM173 124H174V123H173ZM189 124H190V123H189ZM216 124H217V123H216ZM220 124H221V123H220ZM44 125H46V124H44ZM50 125H51V124H50ZM50 125H49V126H50ZM84 125H85V124H84ZM126 125H128V124H126ZM142 125H143V124H142ZM144 125H146V124H144ZM177 125H178V124H177ZM180 125H181V124H180ZM211 125H212V124H211ZM211 125H210V126H211ZM214 125H215V124H214ZM12 126H13V125H12ZM25 126H26V125H25ZM89 126H90V125H89ZM105 126H106V125H105ZM112 126L115 127L114 125H112ZM122 126H123V125H122ZM173 126H174V125H173ZM183 126H184V125H183ZM185 126H187V125H185ZM195 126H196L195 128H197V125H195ZM199 126H200V124H199ZM20 127H21V126H20ZM23 127H24V126H23ZM26 127H27V126H26ZM47 127H48V126H47ZM59 127H60V126H59ZM65 127H66V125H65ZM70 127H71V126H70ZM77 127H78V126H77ZM77 127H76V128H77ZM79 127H80V126H79ZM90 127H92V125H91ZM123 127H124V126H123ZM127 127H128V126H127ZM132 127H133V126H132ZM145 127H146V126H145ZM201 127H202V126H201ZM17 128H18V127H17ZM28 128H29V127H28ZM83 128H84V127H83ZM85 128H86V127H85ZM85 128H84V129H85ZM104 128H105V127H104ZM104 128H103V129H104ZM134 128H135V126H134ZM141 128H142V127H141ZM173 128H174V127H173ZM18 129H19V128H18ZM92 129H93V128H92ZM99 129H100V128H99ZM131 129H132V128H131ZM144 129H145V128H144ZM150 129H151V128H150ZM150 129H149V130H150ZM197 129H198V128H197ZM255 129H256V127H255ZM23 130H24V129H23ZM23 130H22V131H23ZM74 130H75V129H74ZM105 130H106V129H105ZM120 130H121V129H120ZM125 130H126V129H125ZM28 131H29V130H28ZM68 131H69V129H68ZM71 131H72V130H71ZM131 131H133V129H132ZM131 131H130V133H131ZM144 131H145V130H144ZM176 131H177V130H176ZM195 131H196V130H195ZM55 132H56V131H55ZM72 132H73V131H72ZM72 132H71L70 134H72V136H73V133H72ZM85 132H87V131L85 130ZM85 132L83 131V133H85ZM88 132H89V131H88ZM114 132H115V131H114ZM145 132H147V131H145ZM193 132H194V131H193ZM56 133H57V132H56ZM95 133H96V131H95ZM99 133H101V132H99ZM124 133H125V131H124ZM124 133H123V135H124ZM185 133H186V132H185ZM194 133H195V132H194ZM201 133H202V132H201ZM210 133H211V132H210ZM210 133H209V134H210ZM47 134H48V133H47ZM60 134H61V133H60ZM64 134H65V133H64ZM64 134H62V135H64ZM149 134H150V133H149ZM259 134H260V133H259ZM27 135H28V134H27ZM50 135H52V134H50ZM80 135H81V133H80ZM103 135H104V134H103ZM131 135H132V134H131ZM146 135H147V134H146ZM151 135H152V134H151ZM151 135H149V136H151ZM257 135H258V134H257ZM44 136H45V135H44ZM65 136H66V135H65ZM89 136L91 137L92 135H89ZM107 136H108V135H107ZM140 136H141V135H140ZM208 136H210V135H208ZM260 136H261V135H260ZM9 137H10V136H9ZM38 137H39V135H38ZM42 137H43V136H42ZM53 137H54V135H53ZM63 137H64V136H63ZM66 137H67V136H66ZM100 137H101V136H100ZM103 137H104V136H103ZM118 137H119V136H118ZM147 137H148V136H147ZM2 138H3V137H2ZM24 138H25V137H24ZM76 138H77V137H76ZM80 138H81V137H80ZM80 138H79V139H80ZM93 138H94V136H93ZM144 138H145V137H144ZM149 138H150V137H149ZM206 138H207V137H206ZM259 138H260V137H259ZM6 139H7V138H6ZM6 139H5V140H6ZM8 139H9V138H8ZM28 139H29V137H28ZM37 139L40 140V138H37ZM53 139H54V138H53ZM12 140H13V139H12ZM12 140H11V141H12ZM14 140H16V139H14ZM46 140H47V139H46ZM63 140H64V139H63ZM69 140H71V139H69ZM73 140H76L75 137H74ZM83 140H86V139H83ZM92 140H93V139H92ZM104 140H105V139H104ZM135 140H136V139H135ZM140 140H141V139H140ZM16 141H18V140H16ZM23 141H24V143L26 144L25 140H23ZM26 141H27V140H26ZM54 141H55V140H54ZM56 141H58V140H56ZM86 141H87V140H86ZM93 141H94V140H93ZM113 141H114V140H113ZM120 141H121V139H120ZM136 141H138V140H136ZM144 141H145V140H144ZM260 141H261V140H260ZM8 142H9V141H8ZM19 142H20V141H19ZM32 142H33V141H32ZM47 142H48V141H47ZM68 142H70V141H68ZM89 142H90V141H89ZM95 142H96V141H95ZM188 142H189V141H188ZM261 142H262V141H261ZM30 143H31V142H30ZM52 143H53V142H52ZM57 143H58V142H57ZM71 143H72V142H71ZM86 143H87V142H86ZM91 143H92V142H91ZM131 143H133V142H131ZM131 143H130V144H131ZM11 144H12V143H11ZM20 144H21V143H20ZM38 144H39V143H38ZM59 144H60V143H59ZM59 144H58V145H59ZM84 144H85V143H84ZM99 144H100V140H99ZM133 144L135 145V142H134ZM14 145H15V144H14ZM51 145H52V144H51ZM55 145H56V144H55ZM55 145H54V146H55ZM101 145H102V144H101ZM104 145H105V144H104ZM106 145H107V144H106ZM128 145H129V144H128ZM137 145H138V144H137ZM140 145H141V144H140ZM214 145H215V144H214ZM214 145H213V146H214ZM16 146H17V145H16ZM34 146H36V145H34ZM37 146H39V145H37ZM37 146H36V147H37ZM56 146H57V145H56ZM60 146H61V145H60ZM77 146H78V143H77ZM82 146H84V145H82ZM18 147H19V146H18ZM22 147H23V146H22ZM28 147H29V146H28ZM69 147L71 148L72 146L69 145ZM93 147H94V146H93ZM107 147H108V146H106V148H107ZM112 147H114V146H112ZM131 147H132V146H131ZM136 147H137V146H136ZM138 147H139V146H138ZM262 147H263V146H262ZM3 148H4V147H3ZM34 148H35V147H34ZM56 148H59V146L56 147ZM83 148H84V147H80V146H79V149H77V148H75V147H72L70 150L73 151V152H76V151H77V152H79V153H82L83 150H84ZM91 148H92V147H91ZM108 148H109V147H108ZM5 149H6V148H5ZM25 149H26V148H25ZM92 149H93V148H92ZM94 149H95V148H94ZM94 149H93V150H94ZM98 149H102V148L100 147V148H98ZM114 149H115V148H114ZM121 149H122V148H121ZM136 149H137V148H136ZM215 149H216V148H215ZM6 150H7V149H6ZM30 150H31V149H30ZM30 150H29V151H30ZM35 150H36V149H35ZM51 150H52V149H51ZM51 150H50V151L48 150V153L51 152ZM55 150H56V149H55ZM60 150H61V149H60ZM62 150H63V149H62ZM65 150H66V149H64V151H65ZM88 150H89V149H88ZM112 150H113V148H112ZM134 150H135V149H134ZM180 150H181V149H180ZM249 150H250V149H249ZM252 150H253V149H252ZM27 151H28V148H27ZM38 151H39V150H38ZM41 151H42V150H41ZM121 151H122V150H121ZM250 151H251V150H250ZM263 151H264V150H263ZM11 152H12V151H11ZM46 152H47V151H46ZM55 152H56V151H55ZM73 152H72V153H73ZM84 152H85V151H84ZM97 152H98V150H97ZM109 152H111V151H109ZM3 153H4V152H3ZM17 153H18V150H17ZM35 153H36V152H35ZM38 153H39V152H38ZM43 153H44V152H43ZM60 153H61V152H60ZM65 153H66V152H65ZM91 153H92V152H91ZM94 153H95V152H94ZM138 153H139V152H138ZM176 153H177V152H176ZM188 153H189V152H188ZM214 153H216V151H215ZM240 153H241V151H240ZM248 153H249V152H248ZM15 154H16V153H15ZM50 154H52V153H50ZM67 154H68V153H67ZM102 154H103V152H102ZM171 154H172V153H171ZM179 154H180V153H179ZM238 154H239V153H238ZM245 154H246V153H245ZM20 155H21V154H20ZM46 155H47V154H46ZM61 155H62V154H61ZM71 155H72V154H71ZM94 155H95V154H94ZM98 155H99V154H97V157H98ZM122 155H123V154H122ZM185 155H186V154H185ZM199 155H200V154H199ZM217 155H218V154H217ZM229 155H230V154H229ZM261 155H262V154H261ZM8 156H9V154H8ZM12 156H14V155L12 154ZM44 156H45V155H44ZM52 156H53V155H52ZM55 156H56V155H55ZM62 156H63V155H62ZM81 156H82V155H81ZM100 156H101V155H100ZM175 156H176V155H175ZM175 156H174V157H175ZM177 156H178V155H177ZM179 156H180V155H179ZM194 156H195V155H194ZM194 156H193V157H194ZM201 156H202V155H201ZM210 156H211V155H210ZM210 156H209V155H206V154H203V159H204V161H205V163H206L207 165L210 164V161H211V160H210ZM222 156H223V155H222ZM231 156H233V155H231ZM235 156H236V155H235ZM237 156H238V155H237ZM240 156H241V154H240ZM244 156H245V155H244ZM2 157H3V155H2ZM6 157H7V156H6ZM10 157H11V156H10ZM30 157H31V156H30ZM30 157H29V158H30ZM35 157H36V155H35ZM42 157H43V156H42ZM48 157H49V156H48ZM76 157H77V154H76ZM78 157H79V156H78ZM102 157H103V156H102ZM152 157H153V156H152ZM180 157H181V156H180ZM12 158H13V157H12ZM49 158H50V157H49ZM53 158H54V157H53ZM55 158L58 159V157H55ZM74 158H75V156H74ZM85 158H86V157H85ZM118 158H120V157H118ZM121 158H122V157H121ZM130 158H131V157H130ZM154 158H155V157H154ZM154 158H153V159H154ZM185 158H186V157H185ZM262 158H263L262 160H264V157H262ZM15 159H16V158H15ZM31 159H32V157H31ZM69 159H70V158H69ZM93 159H94V158H93ZM98 159H100V158H98ZM158 159H159V158H158ZM179 159L181 160V158H178V161H179ZM190 159H191V158H190ZM193 159H194V158H193ZM197 159H198V158H197ZM197 159L195 158V160H197ZM203 159H202V160H203ZM229 159H230V158H229ZM244 159H245V158H244ZM16 160H17V159H16ZM71 160H72V159H71ZM107 160H108V159H107ZM113 160H114V158H113ZM115 160H116V159H115ZM115 160H114V161H115ZM156 160H157V159H156ZM185 160H186V159H185ZM202 160H201V161H202ZM216 160H217V159H216ZM216 160H215V161H216ZM1 161H2V160H1ZM9 161H10V160H9ZM23 161H24V160H23ZM35 161H36V160H35ZM39 161H40V160H39ZM63 161H64V160H62V163H63ZM100 161H101V160H100ZM124 161H126V160H124ZM150 161H151V160H150ZM199 161H200V160H199ZM241 161H242V160H241ZM19 162H20V160H19ZM29 162H30V161H29ZM33 162H34V161H33ZM43 162H44V161H43ZM53 162H54V160H53ZM56 162H57V161H56ZM88 162H89V161H88ZM109 162H110V161H109ZM109 162H108V163H109ZM139 162H138V163H139ZM191 162H192V160H191ZM195 162H196V161H195ZM220 162H221V160H220ZM239 162H240V161H239ZM248 162H249V161H248ZM248 162H247L246 164H248ZM261 162H262V161H261ZM22 163H23V162H22ZM60 163H61V162H60ZM94 163H96V162H94ZM111 163H113V162H110V164H111ZM116 163H117V162H116ZM125 163H126V162H125ZM147 163H148V162H147ZM147 163H146V164H147ZM177 163H178V162H177ZM179 163H180V162H179ZM215 163H216V162H215ZM237 163H238V161H237ZM253 163H254V162H253ZM56 164H57V163H56ZM56 164H55V165H56ZM97 164H98V162H97ZM101 164H102V163H101ZM113 164H114V163H113ZM121 164H122V163H121ZM146 164H145V165H146ZM158 164H159V163H158ZM160 164H159V165H160ZM181 164H182V163H181ZM190 164H191V163H190ZM206 164H203V165H206ZM219 164H220V163H218V162L216 163V165H219ZM231 164H232V163H231ZM235 164H236V163H235ZM250 164H251V162H250ZM6 165H7V164H6ZM8 165H9V164H8ZM39 165H40V164H39ZM60 165H61V164H60ZM66 165H67V163H66ZM82 165H83V164H82ZM84 165H85V164H84ZM86 165H87V164H86ZM111 165H112V164H111ZM139 165H140V164H139ZM142 165H143V164H142ZM147 165H148V164H147ZM33 166H34V165H33ZM64 166H65V165H64ZM87 166L89 167V165H87ZM116 166H117V165H116ZM122 166H123V165H122ZM125 166H126V165H125ZM149 166H150V165H149ZM179 166H180V165H179ZM230 166H231V165H230ZM241 166H243V165H241ZM244 166H245V165H244ZM248 166H249V165H248ZM250 166H251V165H250ZM8 167H9V166H8ZM10 167H11V166H10ZM10 167H9V168H10ZM131 167H132V166H131ZM161 167H162V166H161ZM161 167H160V168H161ZM234 167H235V166H234ZM255 167H256V166H255ZM37 168H38V167H37ZM56 168H57V167H56ZM65 168H66V167H65ZM125 168H126V167H125ZM132 168H133V167H132ZM138 168H139V167H138ZM141 168H142V167H141ZM155 168H156V167H155ZM205 168H206V167H205ZM229 168H230V167H229ZM6 169H7V168H6ZM12 169H13V168H12ZM16 169H17V167H16ZM27 169H28V168H27ZM43 169H44V168H43ZM48 169H49V167H48ZM67 169H68V168H67ZM83 169H84V168H83V166H82V170H83ZM88 169H89V168H88ZM111 169L113 170V167H112ZM114 169H115V168H114ZM146 169H148V168H146ZM158 169H159V168H158ZM172 169H173V168H172ZM206 169H207V168H206ZM211 169H212V168H211ZM218 169H219V168H218ZM231 169H232V167H231ZM249 169H250V167H249ZM255 169H256V168H255ZM255 169H254V170H255ZM17 170H18V169H17ZM39 170H40V169H39ZM41 170H42V169H41ZM46 170H47V169H46ZM105 170H106V169H105ZM125 170H126V169H125ZM136 170H137V169H136ZM148 170H150V169H148ZM169 170H170V169H169ZM229 170H230V169H229ZM234 170H235V169H234ZM250 170H252V169H250ZM250 170H249V171H250ZM260 170H261V169H260ZM14 171H15V170H14ZM23 171H24V170H23ZM36 171H37V170H36ZM42 171H43V170H42ZM47 171H48V170H47ZM106 171H108V170H106ZM115 171H116V170H115ZM122 171H123V170H122ZM164 171H165V170H164ZM211 171H212V170H211ZM213 171H214V170H213ZM226 171H227V170H226ZM258 171H259V170H258ZM31 172H32V171H31ZM38 172H39V171H38ZM51 172H52V171H51ZM53 172H54V169H53ZM103 172H104V171H103ZM108 172H110V171H108ZM124 172H125V171H124ZM134 172H135V171H134ZM136 172H137V171H136ZM151 172H152V171H151ZM166 172H168V171H166ZM217 172H219V171H217ZM223 172L225 173V171H223ZM40 173H41V172H40ZM49 173H50V172H49ZM61 173H62V171H61ZM70 173H71V172H70ZM70 173H69V174H70ZM73 173H74V172H73ZM110 173H111V172H110ZM127 173H128V172H127ZM129 173H130V172H129ZM144 173H145V172H144ZM156 173H157V172H156ZM203 173H204V172H203ZM210 173H211V172H210ZM253 173H254V172H253ZM14 174H15V172H14ZM42 174H43V173H42ZM53 174H54V173H53ZM62 174H63V173H62ZM80 174H81V173H80ZM106 174H108V173L106 172ZM118 174H119V173H118ZM136 174H138V173H136ZM147 174H148V173H147ZM147 174L145 173V175H147ZM152 174H153V173H152ZM178 174H179V173H178ZM180 174H181V173H180ZM204 174H205V173H204ZM225 174H226V173H225ZM30 175H31V174H30ZM36 175H37V173H36ZM45 175H46V173L44 174V177H45ZM81 175H83V174H81ZM97 175H98V174H97ZM97 175H96V176H97ZM110 175H111V174H110ZM139 175H140V174H139ZM142 175H143V174H142ZM215 175H216V174H215ZM215 175H213V176L215 177ZM8 176H9V175H8ZM17 176H18V174H17ZM41 176H42V175H41ZM59 176H60V175H59ZM63 176H64V175H63ZM84 176H85V175H84ZM103 176H104V175H103ZM113 176H114V174H113ZM116 176H117V175H116ZM160 176H162V175H160ZM170 176H171V175H170ZM1 177H2V176H1ZM11 177H12V176H11ZM94 177H95V176H94ZM124 177H125V176H124ZM124 177H121V178H124ZM126 177H127V176H126ZM131 177H132V175H131ZM135 177H136V176H135ZM158 177H159V176H158ZM172 177H173V176H172ZM178 177H179V176H178ZM214 177H213V178H214ZM5 178H6V177H5ZM25 178H26V177H25ZM28 178H29V176H28ZM31 178H32V177H31ZM83 178H84V177H83ZM112 178H113V177H112ZM145 178H147V177H145ZM145 178H144V179H145ZM148 178H149V177H148ZM150 178H151V177H150ZM166 178H168V177H166ZM173 178H174V177H173ZM216 178H217V177H216ZM20 179H21V178H20ZM23 179H24V178H23ZM44 179H45V178H44ZM92 179H93V178H92ZM97 179H98V178H97ZM102 179H103V178H102ZM105 179H106V178H105ZM142 179H143V178H142ZM162 179H163V178H162ZM178 179H179V178H178ZM12 180H13V179H12ZM59 180H60V179H59ZM74 180H75V179H74ZM113 180H114V179H113ZM118 180H119V178H118ZM118 180H117V181H118ZM126 180H127V179H126ZM131 180H132V178H131ZM131 180H130V181H131ZM157 180H158V179H157ZM184 180H185V178H184ZM61 181H62V180H61ZM86 181H87V180H86ZM124 181H125V179H124ZM137 181H138V180H137ZM137 181H136V183H137ZM143 181H144V180H143ZM151 181H152V178H151ZM166 181H167V180H166ZM170 181H171V180H170ZM13 182H14V181H13ZM81 182H82V181H81ZM87 182H88V181H87ZM96 182H97V181H96ZM83 183H84V182H83ZM0 184H1V183H0ZM62 184H63V182H62ZM70 184H72V182H71ZM73 184H74V183H73ZM99 184H100V183H99ZM119 184H120V183H119ZM123 184H124V183H123ZM137 184H138V183H137ZM167 184H169V183H167ZM80 185L82 186V184H80ZM93 185H94V184H93ZM131 185H132V184H131ZM169 185H170V184H169ZM19 186H20V185H19ZM22 186H24V185H22ZM27 186H28V185H27ZM45 186H46V184H45ZM60 186H61V185H60ZM109 186H110V185H109ZM114 186H115V185H114ZM133 186H134V185H133ZM140 186H141V185H140ZM106 187H107V186H106ZM111 187H112V186H111ZM116 187H117V186H116ZM119 187H120V186H119ZM174 187H175V186H174ZM61 188H62V187H61ZM71 188H72V187H71ZM95 188H96V187H95ZM95 188H94V189H95ZM101 188H103V187H101ZM108 188H109V187H108ZM133 188H134V187H133ZM135 188H136V187H135ZM135 188H134V189H135ZM139 188H142V187H139ZM32 189H33V188H32ZM75 189H76V188H75ZM172 189H174V188H172ZM1 190H3V189H1ZM35 190H36V189H35ZM71 190H72V189H71ZM83 190H84V189H83ZM168 190H169V189H168ZM3 191H5V190H3ZM24 191H25V190H24ZM37 191H38V190H37ZM95 191H96V190H95ZM105 191H106V190H105ZM124 191H126V190H124ZM134 191H135V190H134ZM165 191H166V190H165ZM171 191H172V190H171ZM83 192H84V191H83ZM100 192H101V191H100ZM130 192H131V191H130ZM14 193H15V192H14ZM30 193H31V192H30ZM102 193H103V192H102ZM115 193H117L116 190H115ZM132 193H133V192H132ZM175 193H176V192H175ZM257 193H258V192H257ZM0 194H2V193H0ZM9 194H13V193H9ZM77 194H78V193H77ZM104 194H105V193H103V195H104ZM113 194H114V193H112V195H113ZM122 194H123V193H121V195H122ZM136 194H137V193H136ZM176 194H177V193H176ZM255 194H256V193H255ZM64 195H65V194H64ZM70 195H71V194H70ZM97 195H98V194H97ZM112 195H111V196H112ZM124 195H126V194L124 193ZM1 196H2V195H1ZM16 196H17V195H16ZM21 196H22V195H21ZM32 196H34V195L32 194ZM118 196H119V195H118ZM140 196H142V194H141ZM144 196H145V194H144ZM175 196H176V195H175ZM254 196H255V195H254ZM37 197H38V195H37ZM92 197H93V194H92ZM96 197H98V196H96ZM96 197H95V199H96ZM115 197H116V196H115ZM178 197H179V196H178ZM223 197H224V196H223ZM223 197H222V198H223ZM38 198H39V197H38ZM57 198H58V197H57ZM100 198H102V197H100ZM117 198H118V197H117ZM117 198H116V199H117ZM122 198H123V197H122ZM127 198H129V197H127ZM133 198H134V197H133ZM136 198H137V197H136ZM143 198H144V197H143ZM159 198H160V197H159ZM254 198H255V197H254ZM50 199H51V198H50ZM59 199H61V198H59ZM98 199H99V198H98ZM113 199H114V198H113ZM172 199H173V197H172ZM52 200H53V199H52ZM72 200H73V199H72ZM88 200H89V199H88ZM102 200H103V199H102ZM129 200H130V199H129ZM222 200H224V199H222ZM53 201H54V200H53ZM68 201H69V200H68ZM74 201H75V200H74ZM86 201H87V200H86ZM112 201H113V200H112ZM145 201H146V199H145ZM163 201H164V200H163ZM182 201H183V200H182ZM263 201H264V200H263ZM46 202H47V201H46ZM72 202H73V201H72ZM114 202H115V201H114ZM124 202L126 203V201H124ZM130 202H133L132 199L130 200ZM148 202H149V201H148ZM2 203H3V202H2ZM54 203H55V202H54ZM65 203H66V202H65ZM69 203H70V202H69ZM73 203H74V202H73ZM93 203H94V201H93ZM110 203H111V202H110ZM110 203H109V205H110ZM137 203H138V202H137ZM145 203H146V202H145ZM163 203H164V202H163ZM172 203H173V202H172ZM256 203H257V202H256ZM48 204H49V203H48ZM56 204H57V203H56ZM71 204H72V203H71ZM82 204H83V203H82ZM84 204H86V203H84ZM84 204H83V206H84ZM115 204H116V203H115ZM131 204H132V203H131ZM135 204H136V203H135ZM194 204H195V203H194ZM227 204H228V203H227ZM69 205H70V204H69ZM76 205H77V204H76ZM78 205H79V204H78ZM78 205H77V206H78ZM103 205H104V204H103ZM107 205H108V204H107ZM119 205H121V203H119ZM122 205H123V204H122ZM129 205H130V204H127V206H129ZM146 205H147V204H146ZM162 205H163V204H161V206H162ZM0 206H1V205H0ZM29 206H30V205H29ZM79 206L81 207V205H79ZM86 206H87V205H86ZM113 206H114V205H113ZM134 206H135V205H134ZM134 206H133V207H134ZM142 206H143V205H142ZM169 206H170V205H169ZM2 207H3V206H2ZM57 207H58V206H57ZM62 207H63V206H62ZM87 207H88V206H87ZM98 207H99V206H98ZM100 207H101V206H100ZM103 207H105V206H103ZM111 207H112V206H111ZM136 207H137V206H136ZM182 207H183V206H182ZM259 207H260V206H259ZM259 207H258V208H259ZM45 208H46V207H45ZM64 208H65V206H64ZM77 208H78V207H77ZM230 208H231V207H230ZM258 208H257V209H258ZM260 208H261V207H260ZM53 209H54V208H53ZM53 209H52V210H53ZM78 209H80V208H78ZM84 209H85V208H84ZM108 209H109V207H108ZM110 209H111V208H110ZM125 209H126V208H125ZM129 209H130V208H129ZM140 209H141V208H140ZM154 209H155V208H154ZM157 209H158V207H157ZM157 209H156V210H157ZM160 209H161V208H160ZM197 209H198V208H197ZM228 209H229V208H228ZM228 209H227V210H228ZM115 210H116V209H115ZM118 210H120V209H118ZM135 210L137 211V209H135ZM146 210H147V209H146ZM109 211H110V210H109ZM160 211H161V210H160ZM166 211H168V210H166ZM173 211H174V210H173ZM183 211H184V210H183ZM187 211H188V210H187ZM228 211H229V210H228ZM53 212H54V211H53ZM60 212H61V211H60ZM106 212H108V211H106ZM115 212H116V211H115ZM133 212H134V211H133ZM137 212H138V211H137ZM148 212H149V211H148ZM180 212H181V211H180ZM261 212H262V210H261ZM56 213H57V212H56ZM103 213H104V212H103ZM108 213H109V212H108ZM120 213H121V212H120ZM143 213H144V212H143ZM174 213H175V212H174ZM183 213H184V212H183ZM193 213H194V210H193ZM248 213H250V212H248ZM248 213H247V214H248ZM118 214H119V213H118ZM118 214H117V215H118ZM123 214H124V213H123ZM123 214H121L120 216H122ZM128 214H129V212H128ZM128 214H127V215H128ZM130 214H132V213H130ZM136 214H137V213H136ZM150 214H151V213H150ZM156 214H157V213H156ZM158 214H159V213H158ZM184 214H185V213H184ZM195 214H196V213H195ZM59 215H60V213H59ZM62 215H63V214H62ZM143 215H145V213H144ZM151 215H152V214H151ZM168 215H169V214H168ZM249 215H252V214H249ZM260 215H261V214H260ZM50 216H51V215H50ZM56 216H57V215H56ZM105 216H106V215H105ZM110 216H111V214H110ZM133 216H134V215H133ZM138 216H139V215H138ZM153 216H155V215H153ZM158 216H159V215H158ZM162 216H163V215H162ZM183 216H184V215H183ZM246 216H248V215H246ZM88 217H89V216H88ZM90 217H91V216H90ZM107 217H108V216H107ZM114 217H115V216H114ZM135 217H136V215H135ZM142 217H143V216H142ZM71 218H72V217H70V219H71ZM75 218H76V217H75ZM104 218H106V217H104ZM110 218H111V217H110ZM112 218H113V217H112ZM143 218H144V217H143ZM153 218H154V217H153ZM155 218H156V216H155ZM155 218H154V219H155ZM162 218H163V217H162ZM171 218H172V217H171ZM191 218H192V217H191ZM191 218H190V219H191ZM239 218H240V217H239ZM244 218H245V217H244ZM260 218H261V217H260ZM92 219H93V217H92ZM129 219H130V218H129ZM129 219H128V220H129ZM169 219H170V218H169ZM169 219H168V220H169ZM185 219H186V218H185ZM65 220H66V219H65ZM65 220H64V221H65ZM73 220H74V218H73ZM76 220H77V219H76ZM76 220H75V221H76ZM87 220H88V219H87ZM89 220H90V219H89ZM89 220H88V221H89ZM93 220H94V219H93ZM95 220H97V219H95ZM95 220H94V221H95ZM102 220H103V219H102ZM108 220H109V219H108ZM137 220H138V219H137ZM141 220H142V219H141ZM152 220H153V219H152ZM174 220H175V219H174ZM183 220H184V219H182V222H183ZM193 220H195V219H193ZM196 220H197V218H196ZM204 220H205V219H204ZM61 221H62V220H61ZM94 221L90 222V224H91V223H95ZM97 221H98V220H97ZM97 221H96V222H97ZM105 221H106V220H105ZM121 221H122V220H121ZM129 221H130V220H129ZM142 221H143V220H142ZM148 221H149V220H148ZM156 221H157V220H156ZM158 221H159V220H158ZM171 221H172V220H171ZM186 221H187V220H186ZM261 221H262V219H261ZM83 222H84V221H83ZM85 222H86V221H85ZM102 222H103V221H102ZM114 222H115V221H114ZM159 222H160V221H159ZM161 222H164V221H161ZM247 222H248V221H247ZM249 222H250V220H249ZM99 223H100V222H99ZM139 223H140V222H139ZM150 223H151V222H149L148 224H150ZM191 223H192V222H191ZM198 223H199V222H198ZM81 224H83V223H81ZM86 224H87V223H86ZM88 224H89V223H88ZM88 224H87V225H88ZM90 224H89V225H90ZM108 224H109V223H108ZM110 224H112V223H110ZM123 224H124V223H123ZM145 224H146V223H145ZM151 224H152V223H151ZM156 224H157V223H156ZM158 224H159V223H158ZM168 224H169V223H168ZM179 224H180V223H179ZM254 224H255V223H253V225H254ZM260 224H261V223H260ZM89 225H88V226H89ZM141 225H142V224H141ZM159 225H160V224H159ZM263 225H264V224H263ZM59 226H60V225H59ZM68 226H69V224H68ZM68 226H67V227H68ZM82 226H84V225H82ZM110 226H111V225H110ZM112 226H113V225H112ZM122 226H124V225H122ZM127 226H128V225H127ZM138 226H139V225H138ZM144 226H145V225H144ZM154 226H155V224H154ZM160 226H161V225H160ZM168 226H169V225H168ZM185 226H186V225H185ZM188 226H189V225H188ZM188 226L186 227L187 230H189V227H188ZM190 226H191V225H190ZM194 226H195V225H194ZM199 226H200V224H196L195 227L199 229ZM251 226H252V225H251ZM69 227H70V226H69ZM86 227H87V226H86ZM89 227H90V226H89ZM89 227H87V228H89ZM95 227H97V226L95 225ZM142 227H143V226H142ZM203 227H204V226H203ZM56 228H57V227H56ZM60 228H61V227H60ZM77 228H78V227H77ZM77 228H76V229H77ZM124 228H125V227H124ZM132 228H133V227H132ZM138 228H140V226H139ZM166 228H167V227H166ZM168 228H169V227H168ZM72 229H73V228H72ZM91 229H92V228H91ZM93 229H94V228H93ZM114 229H115V228H114ZM169 229H170V228H169ZM179 229H180V228H179ZM182 229H183V228H182ZM205 229H206V228H205ZM73 230H74V229H73ZM77 230H78V229H77ZM106 230H107V229H106ZM119 230H120V229H119ZM158 230H159V229H158ZM171 230H172V229H171ZM171 230H170V231H171ZM184 230H185V229H184ZM208 230H209V229H208ZM122 231H123V230H122ZM129 231H130V230H129ZM132 231H133V230H132ZM176 231H178V230H176ZM180 231H181V230H180ZM192 231H194V230H192ZM60 232H61V231H60ZM82 232H83V231H82ZM82 232H81V233H82ZM114 232H115V231H114ZM123 232H124V231H123ZM141 232H142V230H141ZM164 232H165V231H163V233H164ZM187 232H188V231H187ZM189 232H190V230H189ZM194 232H195V231H194ZM194 232H193V234H194ZM208 232H210V231H208ZM21 233H22V232H21ZM79 233H80V232H79ZM105 233H107V232H105ZM110 233H111V232H110ZM115 233H116V232H115ZM127 233H128V232H127ZM139 233H140V232H139ZM139 233H138V234H139ZM184 233H185V232H184ZM199 233H200V232H199ZM29 234H30V233H29ZM50 234H52V233H50ZM53 234H54V233H53ZM88 234H89V233H88ZM125 234H126V233H125ZM140 234H141V233H140ZM24 235H25V234H24ZM27 235H28V234H27ZM59 235H61V234H59ZM77 235H78V234H77ZM181 235H182V234H181ZM185 235H186V233H185ZM188 235H189V234H188ZM56 236H57V235H56ZM75 236H76V234H75ZM82 236H83V235H82ZM103 236H104V235H103ZM111 236H112V235H111ZM141 236H142V235H141ZM47 237H48V236H47ZM52 237H53V236H52ZM54 237H55V236H54ZM71 237H72V235H71ZM88 237H89V236H88ZM97 237H98V236H97ZM106 237H107V236H106ZM189 237H190V236H189ZM247 237H249V235H248ZM247 237H246V238H247ZM50 238H51V237H50ZM83 238H84V237H83ZM101 238H102V236H101ZM101 238H100V240H101ZM121 238H122V236H121ZM185 238H186V237H185ZM187 238H188V237H187ZM206 238H207V237H206ZM239 238H241V237L239 236ZM239 238H238V239H239ZM0 239H1V238H0ZM45 239L48 240V238H45ZM77 239H78V238H77ZM96 239H97V238H96ZM126 239H127V238H126ZM181 239H182V238H181ZM200 239H201V238H200ZM204 239H205V238H204ZM242 239H243V238H242ZM97 240H98V239H97ZM100 240H99V242H100ZM143 240H144V239H143ZM152 240H153V239H152ZM152 240H151V241H152ZM239 240H240V239H239ZM23 241H24V240H23ZM38 241H39V240H38ZM54 241H55V240H54ZM61 241H62V240H61ZM74 241H77V240H74ZM86 241H87V240H86ZM91 241H92V240H91ZM91 241H90V243H91ZM108 241H109V240H108ZM108 241H107V242H108ZM126 241H127V240H126ZM126 241H125V242H126ZM149 241H150V240H149ZM230 241H232V240H230ZM244 241H245V240H244ZM255 241H256V240H255V239H252V238H249V239H248V242L251 243V244L254 243ZM262 241H263V240H262ZM29 242H30V241H29ZM42 242H43V241H42ZM64 242H65V241H64ZM67 242H68V241H67ZM78 242H79V240H78ZM83 242H84V241H83ZM96 242H97V241H96ZM102 242H103V241H102ZM107 242H106V243H107ZM128 242H129V241H128ZM142 242H143V241H142ZM185 242H187V240H186ZM15 243H16V242H15ZM39 243H40V242H39ZM44 243H45V242H44ZM61 243H62V242H61ZM84 243H85V242H84ZM103 243H104V242H103ZM112 243H113V242H112ZM134 243H135V242H134ZM187 243H189V242H187ZM198 243H199V242H198ZM211 243H212V242H211ZM238 243H239V242H238ZM261 243H262V242H261ZM1 244H2V243H1ZM27 244H28V243H27ZM45 244L47 245V243H45ZM59 244H60V243H59ZM63 244H64V243H63ZM81 244H82V243H81ZM99 244H100V243H99ZM119 244H120V243H119ZM152 244H153V243H152ZM242 244H243V242H242ZM247 244H248V243H247ZM263 244H264V243H263ZM8 245H9V244H8ZM32 245H33V244H32ZM40 245H41V244H40ZM68 245H69V244H68ZM87 245H89V243H88ZM121 245H122V244H121ZM124 245H125V244H124ZM186 245H188V244H186ZM198 245H199V244H198ZM225 245H226V244H225ZM233 245H234V244H233ZM256 245H257V243H256ZM256 245H255V247H257ZM259 245H260V244H259ZM9 246H10V245H9ZM34 246H35V245H34ZM37 246H38V245H37ZM83 246H84V245H83ZM85 246H86V245H85ZM93 246H94V244H93ZM109 246H110V245H109ZM111 246H112V245H111ZM128 246H129V245H128ZM142 246H143V244H142ZM188 246H189V245H188ZM226 246H227V245H226ZM249 246H250V245H249ZM261 246H262V245H261ZM261 246H260V247H261ZM19 247H20V246H19ZM32 247H33V246H32ZM49 247H51V246H49ZM61 247H62V246H61ZM126 247H127V246H126ZM237 247H238V246H237ZM237 247H236V248H237ZM242 247H243V246H242ZM244 247H246V245H245ZM251 247H252V246H251ZM258 247H259V246H258ZM258 247H257V248H258ZM37 248H38V247H37ZM66 248H67V247H66ZM66 248H64V249H66ZM69 248H70V247H69ZM80 248H81V247H80ZM105 248H106V247H105ZM108 248H109V247H108ZM108 248H107V250H108ZM199 248H200V247H199ZM215 248H216V247L213 248V245H211V244H208V245L205 244V246H204V245H201V250H200V249H199V250H200V251H206V250H208V249H209V250H210V249H211V250H214ZM229 248H230V247H229ZM236 248H233V250L236 249ZM261 248H262V247H261ZM261 248H260V249H261ZM18 249H19V248H18ZM20 249H21V248H20ZM23 249H24V248H23ZM51 249H52V248H51ZM51 249H50V250H51ZM73 249H75V248H72V250H73ZM89 249H90V248H89ZM101 249H102V248H101ZM109 249H110V248H109ZM112 249H113V248H112ZM188 249H189L188 251H190V250H192L193 248H192V249L188 248ZM224 249H225V248H224ZM237 249H238V248H237ZM241 249H242V248H241ZM247 249H248V248H247ZM254 249H255V248H254ZM262 249H263V248H262ZM52 250H53V249H52ZM67 250H68V249H67ZM82 250H83V249H82ZM94 250H96V249H94ZM242 250H243V249H242ZM242 250H241V251H242ZM250 250H252V249H250ZM258 250H259V249H258ZM20 251H21V250H20ZM32 251H33V250H32ZM41 251H42V250H41ZM41 251H40V252H41ZM53 251H54V250H53ZM56 251H58V250H56ZM60 251H61V250H60ZM69 251H70V250H69ZM92 251H93V250H92ZM116 251H117V250H116ZM142 251H143V250H142ZM195 251H197V250H195ZM234 251H235V250H234ZM237 251H238V250H237ZM252 251H254V250H252ZM38 252H39V251H38ZM93 252H94V251H93ZM107 252H108V251H107ZM192 252H194V250H192ZM197 252H198V251H197ZM207 252H208V251H207ZM214 252H215V251H214ZM244 252H246V251H244ZM244 252H243V253H244ZM255 252H256V251H255ZM19 253H20V252H19ZM28 253H30V252H28ZM35 253H36V252H35ZM63 253H64V252H63ZM63 253H62V255H63ZM72 253H73V252H72ZM72 253H71V254H72ZM100 253H101V252H100ZM105 253H106V252H105ZM109 253L111 254L110 251H109ZM126 253H127V252H126ZM188 253H190V252H188ZM194 253H196V252H194ZM194 253H193V254H194ZM199 253H200V252H199ZM218 253H219V252H218ZM218 253H217V254H218ZM238 253H239V252H238ZM241 253H242V252H241ZM247 253H248V252H247ZM260 253H261V252H259V255H260ZM262 253H263V252H262ZM47 254H48V253H47ZM73 254H74V253H73ZM73 254H72V255H73ZM82 254H83V253H82ZM88 254H90V252H89ZM118 254H119V253H118ZM190 254H191V253H190ZM244 254H245V253H244ZM251 254H252V253H251ZM253 254H255V253H253ZM253 254L251 255L252 257H253ZM23 255H24V254H23ZM35 255H36V254H35ZM37 255H38V254H37ZM54 255H55V254H54ZM72 255H70V256H72ZM93 255H94V253H93ZM120 255H121V254H120ZM123 255H125V254H123ZM198 255H200V254H198ZM215 255H216V253H215ZM227 255H228V254H227ZM24 256H25V255H24ZM47 256H48V255H47ZM55 256H56V255H55ZM55 256H54V257H55ZM57 256H58V255H57ZM97 256H98V255H97ZM121 256H122V255H121ZM194 256H195V255H193V257H194ZM206 256H207V255H206ZM216 256H217V255H216ZM229 256H230V257H228V259H225V260L223 259V260H224V264H230V261L233 260L232 257H231V255H229ZM8 257H9V256H8ZM12 257H13V256H12ZM35 257H36V256H35ZM41 257H42V256H41ZM43 257H44V256H43ZM52 257H53V256H52ZM89 257H90V256H89ZM98 257H99V256H98ZM98 257H97V258H98ZM126 257H127V256H126ZM211 257H212V256H211ZM218 257H219V256H218ZM262 257H263V254L260 255V258H262ZM13 258H14V257H13ZM39 258H40V257H39ZM46 258H48V257H46ZM62 258H63V257H62ZM87 258H88V257H87ZM114 258H115V257H114ZM138 258H139V257H138ZM149 258H151V257H149ZM248 258H249V257H248ZM257 258H258V257H257ZM59 259H60V258H59ZM66 259H67V258H66ZM73 259H74V258H73ZM73 259H72V260H73ZM82 259H83V258H82ZM92 259H93V258H92ZM118 259H119V258H118ZM123 259H124V258H123ZM127 259H128V258H127ZM130 259H131V258H130ZM135 259H136V258H135ZM139 259H140V258H139ZM196 259H197V258H196ZM244 259H245V257H244ZM253 259H254V258H253ZM258 259H259V258H258ZM14 260H15V259H14ZM40 260H41V259H40ZM61 260H62V259H61ZM64 260H65V258H64ZM70 260H71V259H70ZM89 260H90V259H89ZM99 260H100V259H99ZM193 260H194V258H193ZM238 260H239V259H238ZM242 260H243V259H242ZM247 260H248V259H247ZM5 261H6V260H5ZM7 261H8V260H7ZM31 261H33V260H31ZM68 261H69V260H68ZM75 261H76V260H75ZM101 261H102V260H101ZM111 261H112V260H111ZM130 261H132V260H130ZM135 261H136V260H135ZM135 261H134V264H135ZM149 261H151V260H149ZM200 261H201V260H200ZM234 261H235V260H234ZM236 261H237V260H236ZM251 261H252V260H251ZM256 261H258V260H256ZM25 262H26V261H25ZM35 262H36V261H35ZM113 262H114V261H113ZM136 262H137V261H136ZM182 262H183V261H182ZM218 262H219V261H218ZM238 262H239V261H238ZM45 263H46V262H45ZM48 263L50 264V262H48ZM57 263H58V262H57ZM57 263H55V264H57ZM61 263H63V261H62ZM66 263H67V262H66ZM79 263H80V262H79ZM117 263H118V262H117ZM127 263H128V262H127ZM187 263H188V262H187ZM191 263H192V262H191ZM193 263H194V262H193ZM208 263H209V262H208ZM232 263L234 264V262H232ZM244 263H245V262H244ZM34 264H35V263H34ZM82 264H83V262H82ZM89 264H90V263H89ZM99 264H100V261H99ZM105 264H106V263H105ZM112 264H113V263H112ZM121 264H122V263H121ZM129 264H130V263H129ZM150 264H151V263H150ZM177 264H178V263H177ZM183 264H185V263H183ZM188 264H189V263H188ZM235 264H236V263H235ZM246 264H248V263H246Z\"/></svg>",
  "mask_w": 264,
  "mask_h": 264
}]
</instances>
